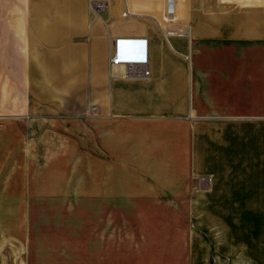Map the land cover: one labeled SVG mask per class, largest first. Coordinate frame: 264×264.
<instances>
[{"label":"crops","instance_id":"1","mask_svg":"<svg viewBox=\"0 0 264 264\" xmlns=\"http://www.w3.org/2000/svg\"><path fill=\"white\" fill-rule=\"evenodd\" d=\"M177 3L172 32L186 26L187 36L167 35L162 11L148 7L147 27H123L138 20L120 17L121 0L98 19L89 0H0V50H12L0 56V81L5 65L18 66L8 75L22 70L42 101L91 97L112 123V160L129 180L118 184L123 198L187 202L195 239L231 234L238 264L245 255L264 264V0ZM120 35L149 38V79L111 71ZM11 140L0 132V264H21L36 198L15 176Z\"/></svg>","mask_w":264,"mask_h":264},{"label":"rangeland","instance_id":"2","mask_svg":"<svg viewBox=\"0 0 264 264\" xmlns=\"http://www.w3.org/2000/svg\"><path fill=\"white\" fill-rule=\"evenodd\" d=\"M167 2L131 0L132 11L138 14L131 19L139 22L123 20L122 26L135 31L143 28L142 22L147 27V18L140 15L167 8ZM109 13L92 15L98 19ZM159 19L172 32L173 24L168 26ZM111 24L105 20L106 26ZM0 53L8 57L12 50ZM13 67L18 66L5 65V80L0 81L4 93L0 96V132L16 138L10 143L19 183L36 189L30 241L21 264L240 262L231 234L222 241L215 233L206 240L195 239L187 202L155 194L128 199L117 192L118 184L129 180L112 160V123L100 117L91 97L42 101L29 95L22 70L13 79L8 75ZM29 138L34 139L31 145ZM244 260L251 264V257L245 255ZM8 263L11 260L6 257Z\"/></svg>","mask_w":264,"mask_h":264},{"label":"built area","instance_id":"3","mask_svg":"<svg viewBox=\"0 0 264 264\" xmlns=\"http://www.w3.org/2000/svg\"><path fill=\"white\" fill-rule=\"evenodd\" d=\"M114 0H89V7L94 15L100 16L106 13L110 8V2ZM123 8L120 11L122 19H129L138 16L132 11V5L128 0H121ZM167 8L160 9L163 13V23L172 24L179 20V8L177 0H167ZM189 34L188 27L177 29L175 32H169L167 35ZM150 42L149 38L143 35H120L111 41L110 64L113 67H124L126 69V78L131 80H146L151 76L150 68ZM203 181L210 182V178Z\"/></svg>","mask_w":264,"mask_h":264},{"label":"bare ground","instance_id":"4","mask_svg":"<svg viewBox=\"0 0 264 264\" xmlns=\"http://www.w3.org/2000/svg\"><path fill=\"white\" fill-rule=\"evenodd\" d=\"M121 69V68H120Z\"/></svg>","mask_w":264,"mask_h":264}]
</instances>
